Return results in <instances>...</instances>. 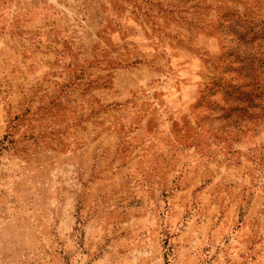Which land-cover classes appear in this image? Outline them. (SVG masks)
Returning <instances> with one entry per match:
<instances>
[{"label":"rangeland","instance_id":"rangeland-1","mask_svg":"<svg viewBox=\"0 0 264 264\" xmlns=\"http://www.w3.org/2000/svg\"><path fill=\"white\" fill-rule=\"evenodd\" d=\"M0 264H264V0H0Z\"/></svg>","mask_w":264,"mask_h":264}]
</instances>
